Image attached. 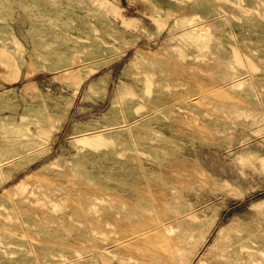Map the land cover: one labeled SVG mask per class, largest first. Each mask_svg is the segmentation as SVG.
Segmentation results:
<instances>
[{
  "label": "rangeland",
  "instance_id": "374dc122",
  "mask_svg": "<svg viewBox=\"0 0 264 264\" xmlns=\"http://www.w3.org/2000/svg\"><path fill=\"white\" fill-rule=\"evenodd\" d=\"M0 264H264V0H0Z\"/></svg>",
  "mask_w": 264,
  "mask_h": 264
}]
</instances>
